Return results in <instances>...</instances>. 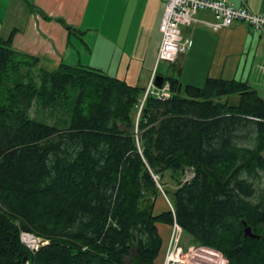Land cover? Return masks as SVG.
<instances>
[{"label": "trees", "instance_id": "trees-1", "mask_svg": "<svg viewBox=\"0 0 264 264\" xmlns=\"http://www.w3.org/2000/svg\"><path fill=\"white\" fill-rule=\"evenodd\" d=\"M14 32L0 37V264H154L157 222L174 217L228 264H264V96L247 79L164 73L172 95L139 109L146 87L49 66ZM161 190L174 211L155 212ZM25 231L48 241L33 249Z\"/></svg>", "mask_w": 264, "mask_h": 264}, {"label": "crops", "instance_id": "crops-1", "mask_svg": "<svg viewBox=\"0 0 264 264\" xmlns=\"http://www.w3.org/2000/svg\"><path fill=\"white\" fill-rule=\"evenodd\" d=\"M230 1L264 11V0ZM164 9L165 0H0V37L15 30L13 47L42 57L49 66L88 64L142 87L153 73H165L162 62L171 68L165 74L175 75L182 85L201 86L208 76L248 80L254 66L264 69V31L242 21L219 29L201 21L184 25L193 41L189 50L174 62L158 61ZM198 16L213 18L209 10ZM167 202L159 194L155 212L167 209ZM157 225L163 243L154 264H162L171 223Z\"/></svg>", "mask_w": 264, "mask_h": 264}, {"label": "built area", "instance_id": "built-area-1", "mask_svg": "<svg viewBox=\"0 0 264 264\" xmlns=\"http://www.w3.org/2000/svg\"><path fill=\"white\" fill-rule=\"evenodd\" d=\"M200 10H209L213 18L198 16ZM201 21L219 29L229 26L236 21H242L251 25L254 29L264 31V11L255 12L246 4L236 5L230 0H165V9L160 23L162 39L158 49V61L174 62L179 55L186 53L193 41L183 31L184 25H191ZM156 73L145 88L139 109H142L149 93L159 98H168L172 95L169 80H164L162 86L155 84ZM158 179V175H154ZM169 204L174 211L171 201ZM31 236V243L24 239ZM183 227L174 217L171 223V233L166 246L163 264H228L227 257L215 247L205 244H189L187 248L182 243ZM22 239L33 249H38L48 239H43L30 232H22Z\"/></svg>", "mask_w": 264, "mask_h": 264}, {"label": "rangeland", "instance_id": "rangeland-1", "mask_svg": "<svg viewBox=\"0 0 264 264\" xmlns=\"http://www.w3.org/2000/svg\"><path fill=\"white\" fill-rule=\"evenodd\" d=\"M263 68H264V66H262ZM255 66L253 67V69H252V73H251V75H250V77H249V79H248V82H249V84L253 87V88H255V89H257L258 90V92L261 94V95H263L264 96V69L261 71V70H259V68H258V70L256 69L255 70ZM261 68V67H260ZM160 70L161 71H163L164 70V72L165 73H168V72H170L171 71V68L170 67H168L167 65L165 66V64H164V62H162L161 63V67H160ZM236 96V99H234L235 97H233V101H235V100H237L238 99V96L237 95H235ZM263 154H264V151H263ZM156 175V174H155ZM193 176V171H192V169H188L185 173H184V175H183V177H182V181H185V180H187V179H190L191 177ZM155 177V176H154ZM156 178V177H155ZM157 181H158V179H157ZM165 182H166V184H164V186L165 187H168L169 189H171V190H173V189H175L177 186H178V181L176 180V178L175 177H173L172 175H171V173L168 171V172H166L165 173ZM159 184V186L161 187V189H162V185L160 184V183H158ZM162 191V194H165L166 192L164 191V190H161ZM167 194H165V196H166ZM166 198L167 199H169V197H168V195L166 196ZM167 205H168V208H170V209H172L171 208V206H170V204H169V202H167ZM160 209V206L157 204V208H156V211L157 210H159ZM170 233H171V230H170ZM35 235H37L36 233H35ZM189 236H190V234H188L187 232H184V230H183V235H182V243L184 244V247L185 248H187L188 246H189V244H201V243H197V242H195L194 240H192L191 238H189ZM24 237H25V235H24ZM31 237V236H30ZM39 237H41V238H45V237H42V236H39ZM26 242V241H25ZM29 245V244H28ZM30 246V245H29ZM166 246H167V244H166ZM166 246H165V249H164V254H165V250H166ZM31 247V246H30ZM163 260H164V257H163ZM163 264V263H162Z\"/></svg>", "mask_w": 264, "mask_h": 264}, {"label": "water", "instance_id": "water-1", "mask_svg": "<svg viewBox=\"0 0 264 264\" xmlns=\"http://www.w3.org/2000/svg\"><path fill=\"white\" fill-rule=\"evenodd\" d=\"M164 79H165V77H164V74H162V73H158V74H156V77H155V84L157 85V86H162V84H163V82H164ZM244 223H245V235H247V236H251V237H257V236H259L260 234L259 233H257L254 229H253V227L251 226V225H249V224H247V222L244 220Z\"/></svg>", "mask_w": 264, "mask_h": 264}, {"label": "bare ground", "instance_id": "bare-ground-1", "mask_svg": "<svg viewBox=\"0 0 264 264\" xmlns=\"http://www.w3.org/2000/svg\"><path fill=\"white\" fill-rule=\"evenodd\" d=\"M24 239L27 240V241L30 242V243H31V241H32V239H31L29 236H25Z\"/></svg>", "mask_w": 264, "mask_h": 264}]
</instances>
